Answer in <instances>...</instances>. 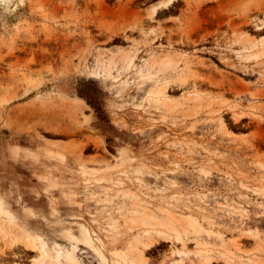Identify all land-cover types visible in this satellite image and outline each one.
I'll use <instances>...</instances> for the list:
<instances>
[{
    "label": "rangeland",
    "instance_id": "rangeland-1",
    "mask_svg": "<svg viewBox=\"0 0 264 264\" xmlns=\"http://www.w3.org/2000/svg\"><path fill=\"white\" fill-rule=\"evenodd\" d=\"M162 1L0 0V264H264V0Z\"/></svg>",
    "mask_w": 264,
    "mask_h": 264
},
{
    "label": "trees",
    "instance_id": "trees-1",
    "mask_svg": "<svg viewBox=\"0 0 264 264\" xmlns=\"http://www.w3.org/2000/svg\"><path fill=\"white\" fill-rule=\"evenodd\" d=\"M175 4V3H174ZM173 4V5H174ZM160 13V12H159ZM80 93H81V96L88 102V104H90L93 108H94V110H95V112H96V116L98 117V118H100L101 120H103V121H108L107 119H106V117H107V114H106V112L103 110V108H102V104H101V102H99L98 101V96L95 94V93H93V92H90V91H84V90H82V91H80ZM83 93V94H82ZM104 130H105V127H104ZM107 131V130H106ZM107 137H106V141H107V143H108V149L111 151V152H113L114 151V148H113V143H114V141H115V139H114V137L112 136V135H106ZM82 263H84L83 261H82ZM85 264V263H84Z\"/></svg>",
    "mask_w": 264,
    "mask_h": 264
},
{
    "label": "bare ground",
    "instance_id": "bare-ground-1",
    "mask_svg": "<svg viewBox=\"0 0 264 264\" xmlns=\"http://www.w3.org/2000/svg\"><path fill=\"white\" fill-rule=\"evenodd\" d=\"M172 1H174V0H165V1H162V2H160L158 5L159 6H164V5H168V4H170V3H172ZM155 10V9H154ZM31 240H29V238H28V242L30 241V244H31V242H32V238H30ZM32 244H33V242H32ZM31 247H34L33 245L31 246ZM75 258V257H74ZM75 263L76 264H80L79 263V261L77 260V258H75Z\"/></svg>",
    "mask_w": 264,
    "mask_h": 264
}]
</instances>
